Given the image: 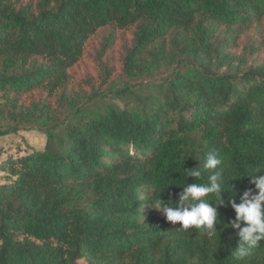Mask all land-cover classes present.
Instances as JSON below:
<instances>
[{"label":"trees","instance_id":"1","mask_svg":"<svg viewBox=\"0 0 264 264\" xmlns=\"http://www.w3.org/2000/svg\"><path fill=\"white\" fill-rule=\"evenodd\" d=\"M263 24L264 0H0V137L46 136L1 161L0 264H264V241L237 258L227 226L228 201L256 194L248 175L264 171V64L245 70L227 49ZM132 29L124 85L99 63L100 88L73 91L89 43L112 31L102 59ZM209 151L223 167L217 233L177 231L151 205L207 183L184 170Z\"/></svg>","mask_w":264,"mask_h":264},{"label":"clouds","instance_id":"2","mask_svg":"<svg viewBox=\"0 0 264 264\" xmlns=\"http://www.w3.org/2000/svg\"><path fill=\"white\" fill-rule=\"evenodd\" d=\"M188 177L201 179L207 172V183L187 184L179 194L178 203L171 199L167 202L162 199L155 201L151 206L154 210L162 213L168 222L173 225H181L177 231L196 229L209 237L217 233V224L220 223L217 208L225 205L223 183L222 160L214 151L205 154L203 166L191 170H184ZM264 171L250 174L251 183L255 185L256 194L251 189L245 191L237 204L234 198L230 199L232 209L236 213L235 220L227 226L238 230V245L235 248L234 256L244 258L251 254L253 249L260 246L264 241ZM214 194L217 204L208 203L205 197ZM219 221V223H217ZM243 225V226H242ZM226 226V225H225Z\"/></svg>","mask_w":264,"mask_h":264},{"label":"rangeland","instance_id":"3","mask_svg":"<svg viewBox=\"0 0 264 264\" xmlns=\"http://www.w3.org/2000/svg\"><path fill=\"white\" fill-rule=\"evenodd\" d=\"M135 31V29H132L126 32H114L113 38L109 41L110 45L107 46L105 56L102 59L99 57L100 51L112 31H103L95 37L87 47L84 60L71 70L75 83H72L70 88L73 91L83 89L88 94L98 90L101 85V80L104 78V74L101 73L98 67L99 63H101L105 69H111L110 84L113 81H117L119 82L118 87H122L124 85L123 80L126 79L122 72L123 58L127 49L134 41ZM253 49H255V52L250 53ZM227 51L236 55L234 65L239 64L240 67L245 70L263 65L264 24L260 27H254L247 34L243 35L238 43L236 45L232 44ZM244 61L246 64H240V62ZM170 72H168V74ZM219 72L227 73L228 68L225 67L219 70ZM89 80L90 83H87ZM109 86H103V91L100 92L104 101L118 103L123 106L119 100H114V93L109 92ZM0 125H4L2 130L7 129V127H5V122H1ZM45 145L46 136L36 127H26L18 134L0 137V165L1 161H4L8 157L16 158L25 156L34 150H43ZM8 176L9 174L2 169V166H0V184L5 183ZM80 263L86 264L84 261H81Z\"/></svg>","mask_w":264,"mask_h":264}]
</instances>
